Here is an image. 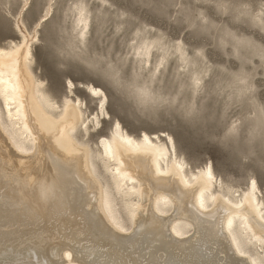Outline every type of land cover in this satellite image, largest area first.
Masks as SVG:
<instances>
[{"label": "rangeland", "instance_id": "obj_1", "mask_svg": "<svg viewBox=\"0 0 264 264\" xmlns=\"http://www.w3.org/2000/svg\"><path fill=\"white\" fill-rule=\"evenodd\" d=\"M24 41L50 98L82 102L75 133L94 152L119 123L170 146L188 173L212 166L214 193L237 200L255 180L264 203V0H0V48Z\"/></svg>", "mask_w": 264, "mask_h": 264}, {"label": "bare ground", "instance_id": "obj_2", "mask_svg": "<svg viewBox=\"0 0 264 264\" xmlns=\"http://www.w3.org/2000/svg\"><path fill=\"white\" fill-rule=\"evenodd\" d=\"M25 41L0 48V264H264L249 249L264 244L255 180L237 200L214 193L212 166L188 173L170 146L119 123L94 152L75 133L82 102L50 98Z\"/></svg>", "mask_w": 264, "mask_h": 264}, {"label": "snow or ice", "instance_id": "obj_3", "mask_svg": "<svg viewBox=\"0 0 264 264\" xmlns=\"http://www.w3.org/2000/svg\"><path fill=\"white\" fill-rule=\"evenodd\" d=\"M148 7L150 8L151 7V4H149Z\"/></svg>", "mask_w": 264, "mask_h": 264}]
</instances>
